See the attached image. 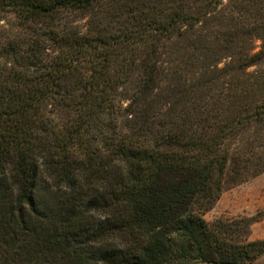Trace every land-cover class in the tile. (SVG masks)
I'll use <instances>...</instances> for the list:
<instances>
[{"label": "trees", "instance_id": "1", "mask_svg": "<svg viewBox=\"0 0 264 264\" xmlns=\"http://www.w3.org/2000/svg\"><path fill=\"white\" fill-rule=\"evenodd\" d=\"M263 172L264 0H0V264L253 262Z\"/></svg>", "mask_w": 264, "mask_h": 264}, {"label": "rangeland", "instance_id": "2", "mask_svg": "<svg viewBox=\"0 0 264 264\" xmlns=\"http://www.w3.org/2000/svg\"><path fill=\"white\" fill-rule=\"evenodd\" d=\"M227 177L226 189L215 206L205 214L208 221L220 217L252 216L264 210V172L238 184L231 182L230 175L227 174ZM250 238L264 239V218L253 223ZM247 264H264V254Z\"/></svg>", "mask_w": 264, "mask_h": 264}, {"label": "crops", "instance_id": "3", "mask_svg": "<svg viewBox=\"0 0 264 264\" xmlns=\"http://www.w3.org/2000/svg\"><path fill=\"white\" fill-rule=\"evenodd\" d=\"M255 240H258V239H255ZM259 240H262V239H259ZM264 240V239H263Z\"/></svg>", "mask_w": 264, "mask_h": 264}]
</instances>
